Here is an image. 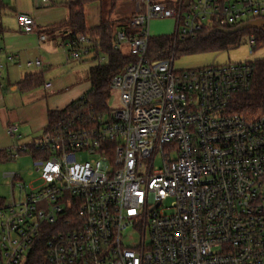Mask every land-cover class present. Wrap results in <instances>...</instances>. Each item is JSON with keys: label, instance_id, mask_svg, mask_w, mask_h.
<instances>
[{"label": "built area", "instance_id": "2783aa9c", "mask_svg": "<svg viewBox=\"0 0 264 264\" xmlns=\"http://www.w3.org/2000/svg\"><path fill=\"white\" fill-rule=\"evenodd\" d=\"M134 1L130 32L114 38L135 59L111 80L116 109L67 115L27 143L8 126L15 142L0 158L31 155L39 176L33 186L3 173L0 264H25L43 234L47 264H264V114L232 108L251 88L253 60L176 70L173 55L147 58L154 19H173L175 39L195 38L264 19V0ZM17 21L39 29L31 15ZM63 47L72 60L98 53L84 33ZM14 60L0 48V89Z\"/></svg>", "mask_w": 264, "mask_h": 264}, {"label": "crops", "instance_id": "0c3cea01", "mask_svg": "<svg viewBox=\"0 0 264 264\" xmlns=\"http://www.w3.org/2000/svg\"><path fill=\"white\" fill-rule=\"evenodd\" d=\"M1 1L0 48L5 52L13 53L15 60L7 63L4 87L0 89V151L8 149L15 142L7 132L9 125L18 126L21 142H31L42 136L46 130L50 111L64 109L88 92L92 86L90 69H85V66L78 67L79 84L74 91L68 88L67 80L64 81L61 77L65 67L64 62L72 59L68 58L63 47L70 30L60 25L69 18L68 4L75 0ZM131 1L133 5L129 7L134 12L135 1ZM20 13L33 16L39 28L37 32L22 31L17 21V15ZM41 33L47 38L42 40ZM102 54V58L106 60V55ZM38 57L44 59L41 67L28 65L29 61ZM90 58L80 59V63ZM29 74H38L41 77V84L31 87L22 84ZM46 82H51V89L45 88ZM1 161L5 162L0 158Z\"/></svg>", "mask_w": 264, "mask_h": 264}, {"label": "trees", "instance_id": "16d2710c", "mask_svg": "<svg viewBox=\"0 0 264 264\" xmlns=\"http://www.w3.org/2000/svg\"><path fill=\"white\" fill-rule=\"evenodd\" d=\"M95 0H75L68 4L69 18L60 26L70 30L66 38H71L78 33L90 36L95 50L106 55V62L90 68L91 89L84 94L85 101L80 98L61 110L49 112L47 129L60 118L75 113L98 114L109 111L107 100L109 97L112 78L122 71L135 59L128 53L114 48L115 26L109 19L93 27L87 26L85 8ZM122 29L130 32L128 25ZM254 31L257 38L256 48L264 45V32L258 29H247L234 33H224L219 30L205 32L195 38H178L174 36L152 37L149 41L147 58L149 60H161L173 56L192 54L203 51H222L238 45L244 34ZM253 64V76L251 88L248 91L239 92L232 101V108L240 113L252 116L264 114V58L255 59ZM26 87L41 84L38 74L26 75L22 84ZM5 151H0V157ZM47 234H43L29 252L25 264H47L45 242Z\"/></svg>", "mask_w": 264, "mask_h": 264}, {"label": "rangeland", "instance_id": "374dc122", "mask_svg": "<svg viewBox=\"0 0 264 264\" xmlns=\"http://www.w3.org/2000/svg\"><path fill=\"white\" fill-rule=\"evenodd\" d=\"M7 1V0H6ZM25 1V0H24ZM164 1V0H162ZM133 5L131 0H95L86 5L85 13L88 26H94L101 20L109 19L114 23L115 34L118 29L129 24L130 17L133 15ZM129 8V9H128ZM252 30V29H251ZM150 33L152 37L173 36L175 34V21L173 19H154L150 23ZM255 35L254 31L243 35L238 45L222 51H203L192 54L173 56L174 68L176 70L202 68L210 65H224L235 62L251 61L264 58V45L251 50V36ZM124 53H130L126 44L120 47ZM102 53H96L93 58L80 60H71L64 62L65 67L61 72L63 80H67L68 88L74 91L79 84V66H85V69L104 64L106 60L102 59ZM172 57V56H171ZM89 72V71H88ZM60 77V76H59ZM109 108L116 109L120 104V94L116 89L110 87L109 97L107 100ZM156 165L161 164L160 157L156 158ZM33 157L31 155H22L21 157L0 162V197H5L8 201L11 199L10 188L3 177L6 171H16L21 173L27 184L38 185V172L31 173L33 170ZM170 200L167 201V204Z\"/></svg>", "mask_w": 264, "mask_h": 264}, {"label": "water", "instance_id": "95a60500", "mask_svg": "<svg viewBox=\"0 0 264 264\" xmlns=\"http://www.w3.org/2000/svg\"><path fill=\"white\" fill-rule=\"evenodd\" d=\"M247 29H258L264 32V19L260 18V19L251 20L249 22L242 23L232 29L218 28L217 30L224 33H234Z\"/></svg>", "mask_w": 264, "mask_h": 264}]
</instances>
